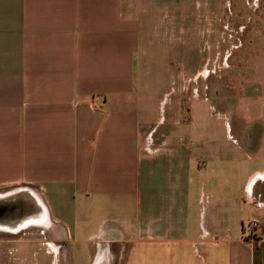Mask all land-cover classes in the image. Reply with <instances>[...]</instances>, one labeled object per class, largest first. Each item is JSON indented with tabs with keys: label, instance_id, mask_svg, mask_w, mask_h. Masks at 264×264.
<instances>
[{
	"label": "crops",
	"instance_id": "crops-1",
	"mask_svg": "<svg viewBox=\"0 0 264 264\" xmlns=\"http://www.w3.org/2000/svg\"><path fill=\"white\" fill-rule=\"evenodd\" d=\"M201 1L0 0V187L31 193L86 264H264V89L260 139L214 147L190 107L152 136L180 54L162 20Z\"/></svg>",
	"mask_w": 264,
	"mask_h": 264
},
{
	"label": "rangeland",
	"instance_id": "rangeland-1",
	"mask_svg": "<svg viewBox=\"0 0 264 264\" xmlns=\"http://www.w3.org/2000/svg\"><path fill=\"white\" fill-rule=\"evenodd\" d=\"M210 2L209 5L201 1L196 13L162 20L170 28L164 34L169 39V49L180 54L160 66L159 71L170 79V86L164 102V126L152 136L162 135L163 129L177 120H189L190 107L194 109L193 125L199 131L206 121L209 123V133L204 134L202 141L230 148L237 146V142L242 145L246 140L263 137L256 122L258 102L254 96L264 89V80L255 72L259 58L264 57V0ZM212 146L209 151L216 150ZM12 199L23 203L35 201L25 189L0 187V201ZM50 227L53 225L24 227L27 229L16 236L0 231V264H11L12 259L15 264L90 262V250L85 243L53 242ZM49 242L61 244L59 251L53 250ZM73 251L79 256L73 258Z\"/></svg>",
	"mask_w": 264,
	"mask_h": 264
},
{
	"label": "bare ground",
	"instance_id": "bare-ground-1",
	"mask_svg": "<svg viewBox=\"0 0 264 264\" xmlns=\"http://www.w3.org/2000/svg\"><path fill=\"white\" fill-rule=\"evenodd\" d=\"M30 191V190H29ZM10 203V202H9ZM30 205V204H29ZM41 205V204H40ZM36 206V204H35ZM31 207V208H30ZM24 209V214H20L19 208L14 209L11 212L4 211L3 205L0 206V230H7L10 232H18V229L27 226L36 225L34 222L42 221L41 226H46V216L44 215V208L40 210L36 209L32 211L33 205Z\"/></svg>",
	"mask_w": 264,
	"mask_h": 264
},
{
	"label": "water",
	"instance_id": "water-1",
	"mask_svg": "<svg viewBox=\"0 0 264 264\" xmlns=\"http://www.w3.org/2000/svg\"><path fill=\"white\" fill-rule=\"evenodd\" d=\"M35 200V199H34ZM10 202V203H9ZM34 205V204H36V206L35 207H40L38 204H37V202L36 201H28V202H21V201H18L17 199L16 200H2V201H0V206H2L3 205V210L4 211H8V212H11V211H13L14 209H17V208H19V210H20V214L22 215V214H24V209L25 208H29L30 207V205ZM31 208V207H30Z\"/></svg>",
	"mask_w": 264,
	"mask_h": 264
},
{
	"label": "built area",
	"instance_id": "built-area-1",
	"mask_svg": "<svg viewBox=\"0 0 264 264\" xmlns=\"http://www.w3.org/2000/svg\"><path fill=\"white\" fill-rule=\"evenodd\" d=\"M260 220L256 217H254L249 224L250 229L256 230L259 227Z\"/></svg>",
	"mask_w": 264,
	"mask_h": 264
},
{
	"label": "flooded vegetation",
	"instance_id": "flooded-vegetation-1",
	"mask_svg": "<svg viewBox=\"0 0 264 264\" xmlns=\"http://www.w3.org/2000/svg\"><path fill=\"white\" fill-rule=\"evenodd\" d=\"M29 226H27V228H28ZM27 228H20V229H18V232H10V231H7V230H0L1 232L2 231H7L8 233H6V235H8V236H16V235H18L19 233H21V231H23V230H25V229H27ZM54 249H56L55 248V246H54Z\"/></svg>",
	"mask_w": 264,
	"mask_h": 264
}]
</instances>
